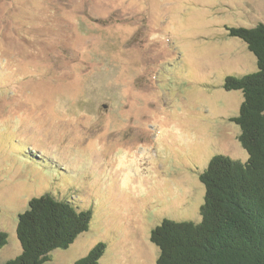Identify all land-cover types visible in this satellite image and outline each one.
I'll return each mask as SVG.
<instances>
[{
  "label": "rangeland",
  "instance_id": "1",
  "mask_svg": "<svg viewBox=\"0 0 264 264\" xmlns=\"http://www.w3.org/2000/svg\"><path fill=\"white\" fill-rule=\"evenodd\" d=\"M264 23V0H0V264L21 253L18 215L43 193L93 210L44 264H157L164 218L201 221L199 173L246 161L243 100L257 70L225 25Z\"/></svg>",
  "mask_w": 264,
  "mask_h": 264
},
{
  "label": "trees",
  "instance_id": "2",
  "mask_svg": "<svg viewBox=\"0 0 264 264\" xmlns=\"http://www.w3.org/2000/svg\"><path fill=\"white\" fill-rule=\"evenodd\" d=\"M231 37L243 40L257 59V70L227 75L223 88L240 90L243 100L237 116L239 142L248 152L241 161L218 154L199 173L206 192L201 221L164 218L151 231L160 249L157 264H264V23L253 27L225 25ZM93 210L73 199L51 193L32 197L18 215L21 253L2 264H44L56 249H66L88 231ZM9 234L0 230V249ZM97 243L75 264H99L105 253Z\"/></svg>",
  "mask_w": 264,
  "mask_h": 264
}]
</instances>
